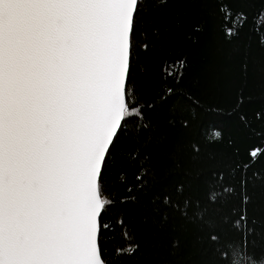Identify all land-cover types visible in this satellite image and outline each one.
<instances>
[{"label": "snow or ice", "instance_id": "obj_1", "mask_svg": "<svg viewBox=\"0 0 264 264\" xmlns=\"http://www.w3.org/2000/svg\"><path fill=\"white\" fill-rule=\"evenodd\" d=\"M168 3L0 0V264H117L115 257L136 251L132 244L109 252L103 244L107 230L117 227L123 239H134L131 230L124 231L127 218L112 215L118 202L107 191L109 159L132 118L143 117L129 102L133 72L149 48L139 37L148 26L161 35L159 16ZM226 10L221 5L220 11ZM245 20L239 12L231 27L224 25L229 40ZM259 43L264 46V35ZM177 64L184 67L183 60ZM165 71L173 75L167 66ZM219 137L211 133V139ZM190 147L199 154L197 145ZM180 152L179 146L172 152L177 162ZM262 153L250 150L251 163ZM213 175L217 178L202 194L192 183L153 193L154 217L161 226L172 221L207 230L217 256L223 252L227 258L225 245L231 249L230 264H258L247 254V234H254L246 207L249 179L237 180L231 172ZM145 194V188L136 194L128 189L119 203L137 202ZM226 230L241 236L243 250L229 241L220 245Z\"/></svg>", "mask_w": 264, "mask_h": 264}, {"label": "trees", "instance_id": "obj_2", "mask_svg": "<svg viewBox=\"0 0 264 264\" xmlns=\"http://www.w3.org/2000/svg\"><path fill=\"white\" fill-rule=\"evenodd\" d=\"M221 5L227 6L225 12ZM239 12L246 20L229 40L224 25L231 27ZM225 15L230 17L227 22ZM159 24V37L151 26L139 37L149 48L140 55L129 85L133 90L129 102L142 109L143 117L132 118L109 159L107 191L118 202L112 215L127 218L124 231L131 230L134 239H123L117 227L107 230L103 244L109 252L137 246L132 255L115 257L117 264H216L225 259L230 264L231 249L225 245L229 256L223 252L217 256L206 239L207 230L172 221L161 226L150 199L158 190L180 183L199 186L202 194L217 178L214 173L231 172L237 180L246 175L250 181L246 207L254 234H247V254L259 262L264 259V153L251 163L249 152L264 149V46L259 43L264 35V0H169ZM181 60L182 69L177 64ZM166 66L173 75L166 74ZM213 132L220 137L211 139ZM192 144L199 147L198 155ZM177 146L178 162L172 155ZM245 164L250 165L246 172ZM140 188L146 194L137 202L119 203L128 189L136 194ZM234 203L239 213L240 202ZM226 231L220 245L229 241L243 250L241 236Z\"/></svg>", "mask_w": 264, "mask_h": 264}, {"label": "clouds", "instance_id": "obj_3", "mask_svg": "<svg viewBox=\"0 0 264 264\" xmlns=\"http://www.w3.org/2000/svg\"><path fill=\"white\" fill-rule=\"evenodd\" d=\"M258 264H264V260H261L260 262H258Z\"/></svg>", "mask_w": 264, "mask_h": 264}]
</instances>
